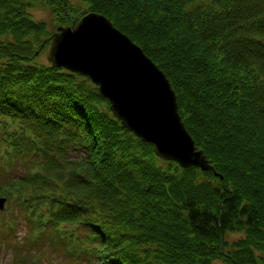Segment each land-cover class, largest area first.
<instances>
[{
    "label": "trees",
    "instance_id": "1",
    "mask_svg": "<svg viewBox=\"0 0 264 264\" xmlns=\"http://www.w3.org/2000/svg\"><path fill=\"white\" fill-rule=\"evenodd\" d=\"M88 12L166 74L213 169L159 158L47 61ZM0 197V248L21 220L37 247L18 264H264V0H0Z\"/></svg>",
    "mask_w": 264,
    "mask_h": 264
},
{
    "label": "water",
    "instance_id": "2",
    "mask_svg": "<svg viewBox=\"0 0 264 264\" xmlns=\"http://www.w3.org/2000/svg\"><path fill=\"white\" fill-rule=\"evenodd\" d=\"M46 59L89 77L122 126L153 144L159 158L182 168L213 169L185 127L166 74L106 16L88 12L72 26H58ZM6 201L0 198V210Z\"/></svg>",
    "mask_w": 264,
    "mask_h": 264
},
{
    "label": "rangeland",
    "instance_id": "3",
    "mask_svg": "<svg viewBox=\"0 0 264 264\" xmlns=\"http://www.w3.org/2000/svg\"><path fill=\"white\" fill-rule=\"evenodd\" d=\"M70 1L73 4L79 3V0H70ZM33 14L35 15L36 19H48L49 18V11L45 9L44 10L37 9L33 12ZM44 57L46 58L45 55ZM20 167L22 168L23 165H20ZM12 173L14 175V171L11 172V170H9L7 172V174H10V175H12ZM6 206H7V201L2 211L6 208ZM27 230H28V226L25 224V220H21L19 227L17 228V231H16L18 235L12 240V243H14V250H13L12 245L9 246L8 249L0 248V264H18L20 263L19 262L20 257H23L26 254H30L31 252L37 251V247L35 245H32V244L27 245L25 243L26 239L28 238ZM240 236H242V234H229L227 236V240L231 242V241L238 239ZM60 261H61L60 255H52L48 258L47 262L36 263V264H49V263L55 264L56 262H60ZM215 264H224V263L216 262Z\"/></svg>",
    "mask_w": 264,
    "mask_h": 264
}]
</instances>
